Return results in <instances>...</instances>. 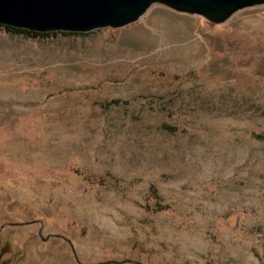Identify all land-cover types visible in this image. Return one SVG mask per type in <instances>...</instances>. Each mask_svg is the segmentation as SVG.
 <instances>
[{
  "label": "rangeland",
  "instance_id": "rangeland-1",
  "mask_svg": "<svg viewBox=\"0 0 264 264\" xmlns=\"http://www.w3.org/2000/svg\"><path fill=\"white\" fill-rule=\"evenodd\" d=\"M8 27L0 264H264V5Z\"/></svg>",
  "mask_w": 264,
  "mask_h": 264
},
{
  "label": "water",
  "instance_id": "water-1",
  "mask_svg": "<svg viewBox=\"0 0 264 264\" xmlns=\"http://www.w3.org/2000/svg\"><path fill=\"white\" fill-rule=\"evenodd\" d=\"M155 4L221 25L264 0H0V25L38 33H87L137 22Z\"/></svg>",
  "mask_w": 264,
  "mask_h": 264
},
{
  "label": "bare ground",
  "instance_id": "bare-ground-1",
  "mask_svg": "<svg viewBox=\"0 0 264 264\" xmlns=\"http://www.w3.org/2000/svg\"><path fill=\"white\" fill-rule=\"evenodd\" d=\"M160 16H161L160 12L155 10L153 11V13L150 15L149 19L146 22L147 23H157L158 22L157 19ZM123 35H125L127 39L132 40L137 43H146L151 40V37L147 34V31L144 29V26L142 24L137 25L136 27L128 31H125ZM67 198H69V196H67Z\"/></svg>",
  "mask_w": 264,
  "mask_h": 264
},
{
  "label": "trees",
  "instance_id": "trees-1",
  "mask_svg": "<svg viewBox=\"0 0 264 264\" xmlns=\"http://www.w3.org/2000/svg\"><path fill=\"white\" fill-rule=\"evenodd\" d=\"M0 26H4V25H0ZM9 29H13L15 31H21V32H26V33H33L32 31H29V30H24V29H14L12 27H8Z\"/></svg>",
  "mask_w": 264,
  "mask_h": 264
}]
</instances>
